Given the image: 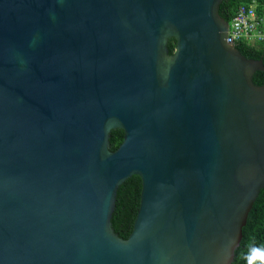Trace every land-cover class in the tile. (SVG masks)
Masks as SVG:
<instances>
[{"label":"water","instance_id":"95a60500","mask_svg":"<svg viewBox=\"0 0 264 264\" xmlns=\"http://www.w3.org/2000/svg\"><path fill=\"white\" fill-rule=\"evenodd\" d=\"M221 2L0 0V264H233L264 190V64Z\"/></svg>","mask_w":264,"mask_h":264},{"label":"trees","instance_id":"16d2710c","mask_svg":"<svg viewBox=\"0 0 264 264\" xmlns=\"http://www.w3.org/2000/svg\"><path fill=\"white\" fill-rule=\"evenodd\" d=\"M241 6L253 7L264 29V0H222L219 15L231 24L236 18ZM235 48L248 60L262 61L264 64V40L237 42ZM176 40L169 42L170 54L175 52ZM255 85H264V73L257 72L253 78ZM124 132L116 130L111 133V151L118 150L124 140ZM142 192V180L138 176L130 178L118 190L116 209L112 218L113 229L122 239L127 240L133 232ZM264 190L257 198L247 224L243 229V240L236 251L233 264H264Z\"/></svg>","mask_w":264,"mask_h":264},{"label":"built area","instance_id":"2783aa9c","mask_svg":"<svg viewBox=\"0 0 264 264\" xmlns=\"http://www.w3.org/2000/svg\"><path fill=\"white\" fill-rule=\"evenodd\" d=\"M241 40H264V29L261 27L253 7L241 6L236 18L229 25L228 44L234 46Z\"/></svg>","mask_w":264,"mask_h":264},{"label":"clouds","instance_id":"9594fccd","mask_svg":"<svg viewBox=\"0 0 264 264\" xmlns=\"http://www.w3.org/2000/svg\"><path fill=\"white\" fill-rule=\"evenodd\" d=\"M229 25H230V24H229ZM257 255H261L262 258H264V254H261V253L257 252ZM249 264H251V261L249 262Z\"/></svg>","mask_w":264,"mask_h":264}]
</instances>
